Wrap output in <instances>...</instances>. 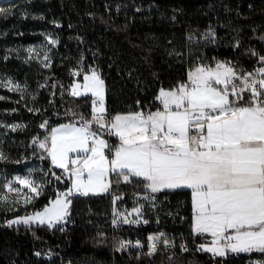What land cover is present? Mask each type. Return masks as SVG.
I'll use <instances>...</instances> for the list:
<instances>
[{
  "label": "trees",
  "instance_id": "1",
  "mask_svg": "<svg viewBox=\"0 0 264 264\" xmlns=\"http://www.w3.org/2000/svg\"><path fill=\"white\" fill-rule=\"evenodd\" d=\"M209 29L216 40H201ZM48 32L57 42L45 67L27 58L26 48ZM263 54L264 0H0V79L25 88L0 86V152L7 157L0 160V175L24 170L44 121L50 123L48 132L55 123H81L80 115L91 119V97H74L68 90L73 81H83L86 69L94 68L103 80L105 109L113 115L161 109L158 90L185 82L196 60H222L242 73L258 66ZM30 95L37 97L31 108ZM8 125L20 127L13 131ZM107 182L115 194L146 184L142 177L126 182L114 172ZM174 192L189 199V190ZM54 196L46 189L31 204L0 206V264H248L234 257L212 261L194 250L147 255L145 248H121L108 233L107 191L71 196L62 224H7ZM90 209L104 214L92 218ZM259 256L253 252L250 264L263 261L260 256L253 262Z\"/></svg>",
  "mask_w": 264,
  "mask_h": 264
},
{
  "label": "snow or ice",
  "instance_id": "2",
  "mask_svg": "<svg viewBox=\"0 0 264 264\" xmlns=\"http://www.w3.org/2000/svg\"><path fill=\"white\" fill-rule=\"evenodd\" d=\"M208 35L214 36L211 29ZM49 43L56 41L50 39ZM27 51L31 54L33 49ZM44 66H48L46 53ZM91 72V76L84 75L82 85L74 83L70 93L74 97L92 93L96 99L91 119L80 115L79 126L61 124L51 128L43 140L33 138L51 165L67 175L70 186L57 191L42 211L17 216L7 224L52 227L67 218L72 203L69 197L107 191L106 177L114 172L126 182L130 176L142 177L151 193L191 189L192 231L212 237L210 245H200L202 250L214 256H225L226 250L264 253V66L253 73H238L227 62L217 61L215 68L198 65L188 72L186 82L170 90L160 89L156 100L163 105L162 111L118 113L110 121L104 115L103 80L95 69ZM0 86L25 90L10 78L0 80ZM245 91L250 93L247 101L242 95ZM94 124L116 136L119 143L111 145L101 138L93 130ZM7 127L15 131L20 126ZM193 130L195 135L190 134ZM6 159L0 152V160ZM42 191L43 185L31 175L7 179L0 185V206L10 205L12 210V205L31 204ZM9 194H15V199ZM144 198H149L147 193ZM133 212L139 216L140 207ZM121 216L123 223L138 222L116 213L114 225ZM159 238L149 236L150 253L156 248L153 241Z\"/></svg>",
  "mask_w": 264,
  "mask_h": 264
},
{
  "label": "built area",
  "instance_id": "3",
  "mask_svg": "<svg viewBox=\"0 0 264 264\" xmlns=\"http://www.w3.org/2000/svg\"><path fill=\"white\" fill-rule=\"evenodd\" d=\"M216 40V35L209 36L208 32L202 34L201 40L206 39ZM197 65L209 64V61L196 60ZM72 74L76 70L71 71ZM252 73V72H250ZM239 83V81H237ZM247 101L250 93L245 91L242 93ZM147 114V111L139 110ZM111 114L106 115L110 117ZM45 129V127H44ZM106 131V129H104ZM103 131V132H104ZM190 134L195 135L193 130ZM106 140L109 142V133L106 136ZM110 144V142H109ZM109 197V210H108V233L110 234V240L116 242L120 246L121 242H124V247H132L133 249H143L147 255L154 254L156 252H169L171 254H184L194 252H201L208 254V257L215 261L216 259H229V258H242L245 262L250 264L252 261V253L256 252L262 256L264 260V253L253 251L250 253H232L226 250L225 256H214L211 252H206L200 248L204 238H200L196 241V234L192 231V217L189 201L184 199H178V194L174 193H151L150 190L145 188H139L127 192L125 194H115L112 191L111 185L107 190ZM147 193L148 199H145ZM140 207V215L137 216L133 209ZM174 207V209H172ZM116 213H123L128 216L130 220H136L135 223H123L124 216H121L117 224H113V220L116 219ZM131 213V215H129ZM144 221H147L145 223ZM162 234V235H160ZM149 236H160L158 240L153 241L156 248L155 251L150 253L149 250ZM137 241H139L140 247L137 248ZM165 241H168L166 244ZM184 246L182 249L181 246ZM256 257V261H260L261 257Z\"/></svg>",
  "mask_w": 264,
  "mask_h": 264
},
{
  "label": "rangeland",
  "instance_id": "4",
  "mask_svg": "<svg viewBox=\"0 0 264 264\" xmlns=\"http://www.w3.org/2000/svg\"><path fill=\"white\" fill-rule=\"evenodd\" d=\"M50 39L51 40H55L57 42V39L54 36V34L52 32H48V33H45L44 34V37H43L42 40L37 41V42L32 43V44H29L27 46V48H26V51H27V49L29 47H31L33 49V52L30 54L27 51V54H28V57L27 58H31L36 64L44 65L45 53H46L47 54V61L49 63L51 51H52V49L56 45V43L55 44L49 43V40ZM262 56H264V54ZM217 61L224 62L222 60L216 59L212 63L209 62V64H203V65H207V66H210L212 68H215ZM196 66H198V65L195 64V63L193 65H191L190 68H189V70H188V72L191 69H193L194 67H196ZM262 66H264V61H261L260 58H259L258 66H256L250 72L253 73L256 69H258L259 67H262ZM92 69H94V68H92ZM91 70L90 69H86V73H84V75L87 74V75L91 76V74H92ZM80 71H84V69L81 67L80 68ZM250 72H246V73H250ZM75 74H76V72L73 75H75ZM7 79H9V78H3V79H0V80H5L6 81ZM187 79H188V76H187ZM13 83L14 84H17L15 82H13ZM74 83H79V84L82 85L84 83V78H83V81H78V80L73 81L72 85ZM71 86L68 89L69 90V93H71ZM6 88L9 89L8 86H6ZM80 91L83 92V89L81 88ZM159 91L160 90H158L156 96L159 94ZM84 95H89L91 97V99H90V108L92 109V101H93V99H96V98L92 96V93L91 92H88V93H86ZM104 96H105V87H104V84H103V98H104ZM36 98L37 97L36 96H33V95H30L29 96V98L27 99L28 100L27 102L30 105L28 107H30V108L33 107V102L36 100ZM160 104H161V102H160ZM103 106L105 108V104ZM162 107H163V105L161 104V109H160L161 111L163 110ZM137 111H139V110L132 111V112H137ZM142 111H146V110H142ZM154 111H156V110H154ZM154 111L148 110L147 112L149 113V112H154ZM116 114H113V115L111 114L110 117H106L107 111L105 109V114L104 115H105L106 120H108V121H110V118L112 116L116 115ZM62 118H65V115H62ZM71 123H75L76 126H79L80 125V123L78 121H75V120H73V121L59 122V123H55V124L51 125V127L49 128V131L46 132L48 130L49 125H50L49 121H47V124L45 125V129L40 127L41 128V131L43 132V135L40 136V137H38L37 139L38 140H43L45 138V136L49 135V133L51 131V128H53V127H57V126H59L61 124H65L66 125V124H71ZM93 130L96 131L98 133V135L101 136V138H103V139L106 140V136L108 135V132L107 131H104V129L98 128L96 125L93 128ZM109 136H110L109 142H110L111 145H116V144L119 143V140H118V138L116 136L110 135V134H109ZM31 143H32L33 146H36V148L33 149L32 152H31V158H30V161H29L28 165L25 166L24 170L21 171V172H19V173H14V174H10V175H0V185H2L5 180L12 179L13 177H16V176L23 177V176L31 175V178L32 179L36 180L37 182H39V183H41L43 185V191H42V193L44 191H46V189L49 192H55V196L51 199V200H54L56 198V192L57 191H61V192L65 191L70 186L71 181L68 179L67 175H65L63 173V170L62 169L56 168V167H54V166L51 165V159L48 157L47 153L43 149H39L38 148V145L36 143H34V140H32ZM49 146H50V142H49ZM70 155H72V154L70 153ZM46 162L48 163L47 165H46ZM46 173H47V175H45ZM52 173H55V175H52ZM57 176L60 177L59 180L56 179ZM106 181H107V177H106ZM66 183H67L68 187L66 189L62 190V188H60V187L63 186V185H66ZM141 188H145V185H143ZM176 190H191V189L182 187V188H177V189H164V190H162L160 192L161 193H165L166 191H171V192H168V193H173ZM24 191L26 192L27 189H24ZM174 194H179V193H175L174 192ZM39 196H37V197H39ZM9 198L10 199H15V194H9ZM69 199H70V197H69ZM189 199L191 200V203H189V204H191V207H190L191 208V216L193 217L192 192H190ZM189 199H188V201H189ZM49 201H48L47 205L49 204ZM23 205L24 204L21 203V206H23ZM6 206L8 208L10 207V205H6ZM17 206L18 205H12L11 208H15ZM44 207H42L41 209L32 211V212H28L27 214L20 215V216L30 215V214H33V213H35L37 211H42L44 209ZM88 213H89L88 216L92 215V216H90L92 218L93 217L96 218V216H98L99 218H101L102 215L104 214V212H97V213L95 212L94 213V211L91 210V209H90V211ZM68 218H69V213H68L67 218L64 221L59 222L57 224L64 223ZM88 222L91 224L93 221H88ZM36 224H39V223H36ZM57 224H55V225H57ZM229 231H231V230H229ZM202 235H203V237H201V238H204L205 239V241L202 242V244H204V245H210L211 240H212L211 235L209 233H204ZM253 262H256V260H253ZM68 264H71V263H68Z\"/></svg>",
  "mask_w": 264,
  "mask_h": 264
},
{
  "label": "crops",
  "instance_id": "5",
  "mask_svg": "<svg viewBox=\"0 0 264 264\" xmlns=\"http://www.w3.org/2000/svg\"><path fill=\"white\" fill-rule=\"evenodd\" d=\"M163 108V107H162ZM118 114V113H117ZM119 114H127V113H119ZM190 192H191V190H189ZM90 193H92V192H90ZM189 197H190V194H189ZM189 203H191V200L189 199ZM190 207H191V204H190ZM190 210H191V208H190ZM192 217V216H191ZM197 235V234H196ZM198 235H201V234H198ZM201 236H203V235H201Z\"/></svg>",
  "mask_w": 264,
  "mask_h": 264
},
{
  "label": "water",
  "instance_id": "6",
  "mask_svg": "<svg viewBox=\"0 0 264 264\" xmlns=\"http://www.w3.org/2000/svg\"><path fill=\"white\" fill-rule=\"evenodd\" d=\"M77 194H79V193H77ZM136 247L139 248L140 247V244H137Z\"/></svg>",
  "mask_w": 264,
  "mask_h": 264
}]
</instances>
